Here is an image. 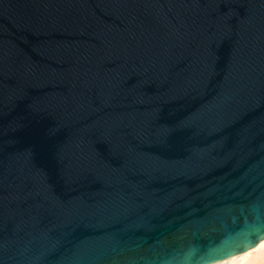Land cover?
Listing matches in <instances>:
<instances>
[{
  "label": "water",
  "instance_id": "obj_1",
  "mask_svg": "<svg viewBox=\"0 0 264 264\" xmlns=\"http://www.w3.org/2000/svg\"><path fill=\"white\" fill-rule=\"evenodd\" d=\"M246 221L264 0H0V264H209Z\"/></svg>",
  "mask_w": 264,
  "mask_h": 264
},
{
  "label": "clouds",
  "instance_id": "obj_2",
  "mask_svg": "<svg viewBox=\"0 0 264 264\" xmlns=\"http://www.w3.org/2000/svg\"><path fill=\"white\" fill-rule=\"evenodd\" d=\"M233 223H236V219H233ZM251 221H246L245 223L241 224L236 231L229 230V235L237 236L239 233H246L247 236L240 237L242 241V246L236 248L235 250H228L226 254L222 256H216L212 259L211 264H237V260L239 257L246 256L249 253L255 251V249L259 248L261 245H264V224L258 223L256 225L257 231L253 232L249 227ZM227 239V236H225ZM246 244L247 246H243ZM199 251L196 245H193L190 249V255L194 256ZM165 264H176V262L169 258ZM181 264H192L191 259H185L181 262Z\"/></svg>",
  "mask_w": 264,
  "mask_h": 264
},
{
  "label": "bare ground",
  "instance_id": "obj_3",
  "mask_svg": "<svg viewBox=\"0 0 264 264\" xmlns=\"http://www.w3.org/2000/svg\"><path fill=\"white\" fill-rule=\"evenodd\" d=\"M237 264H264V245H261L246 256L239 257Z\"/></svg>",
  "mask_w": 264,
  "mask_h": 264
},
{
  "label": "snow or ice",
  "instance_id": "obj_4",
  "mask_svg": "<svg viewBox=\"0 0 264 264\" xmlns=\"http://www.w3.org/2000/svg\"><path fill=\"white\" fill-rule=\"evenodd\" d=\"M226 253H227V250L224 251V254H226ZM224 254H222V255H224ZM222 255H218V256H222Z\"/></svg>",
  "mask_w": 264,
  "mask_h": 264
}]
</instances>
